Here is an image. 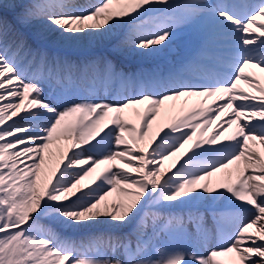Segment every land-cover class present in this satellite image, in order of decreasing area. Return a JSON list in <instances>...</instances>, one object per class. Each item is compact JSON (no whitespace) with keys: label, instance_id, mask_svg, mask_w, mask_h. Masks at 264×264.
I'll return each mask as SVG.
<instances>
[{"label":"snow or ice","instance_id":"6c2138e0","mask_svg":"<svg viewBox=\"0 0 264 264\" xmlns=\"http://www.w3.org/2000/svg\"><path fill=\"white\" fill-rule=\"evenodd\" d=\"M253 69L264 0H0V264H264Z\"/></svg>","mask_w":264,"mask_h":264},{"label":"rangeland","instance_id":"374dc122","mask_svg":"<svg viewBox=\"0 0 264 264\" xmlns=\"http://www.w3.org/2000/svg\"><path fill=\"white\" fill-rule=\"evenodd\" d=\"M76 2H77V1H76ZM77 3H80V1H78ZM54 158H56V157H54ZM171 162H172V161H169V162H168V161L166 160V162H164V168H167L168 166H170Z\"/></svg>","mask_w":264,"mask_h":264},{"label":"bare ground","instance_id":"6f19581e","mask_svg":"<svg viewBox=\"0 0 264 264\" xmlns=\"http://www.w3.org/2000/svg\"><path fill=\"white\" fill-rule=\"evenodd\" d=\"M77 2L78 1H81V2H85V0H76ZM184 47H186V45L184 46ZM132 64H125L124 66L126 67V68H129L130 66H131ZM134 66V65H133ZM258 71V70H257ZM165 162V161H164Z\"/></svg>","mask_w":264,"mask_h":264}]
</instances>
